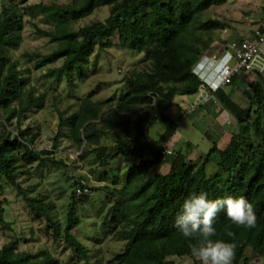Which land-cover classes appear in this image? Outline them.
Returning <instances> with one entry per match:
<instances>
[{
  "label": "trees",
  "instance_id": "1",
  "mask_svg": "<svg viewBox=\"0 0 264 264\" xmlns=\"http://www.w3.org/2000/svg\"><path fill=\"white\" fill-rule=\"evenodd\" d=\"M225 1L53 0L26 6L55 22L53 31L39 32L50 36L57 47L49 54H30L40 58L37 69L62 60L60 66L48 69L47 77L71 78L73 70L78 65L83 67L97 47L104 50L114 46L113 38L120 48L144 55L145 67L129 73L127 92L117 101H94L90 95L81 97L77 112L60 117L58 133L69 125L76 144L82 147V157L93 153L94 162L103 167L120 157L133 161L120 188L106 185L95 188L107 191L108 198L116 197L107 215V227L126 240L124 249L106 264H181L175 258L193 257L190 245L196 240L182 236L175 227V218L181 213L184 200L200 192L207 193L209 200L244 196L253 205L257 216L255 228L233 224L222 210L214 221L217 235L213 239L236 244L233 264L248 263L250 250L264 264V93L258 83L254 84L253 94L243 91L251 100L247 107L222 88L214 93L223 107L246 125L240 138L234 134L223 149L213 142L209 151L196 161L182 150L177 151L168 172L149 173L153 166L164 162L166 144L177 129L165 108L176 95L199 91L202 82L193 72L194 65L211 48L214 31L230 26L225 20L202 16L211 6ZM18 4L17 0H9L0 13V195L4 180L14 186L35 217L46 219V232L55 240L63 237L73 251L72 263L77 264L88 261L90 252L75 234L81 218L73 205L61 234L59 222L51 215L52 203L29 196L17 180L23 167L36 162L60 163L54 158L57 139L52 149L36 150L32 145L40 134L32 127L21 126L29 112L44 107L45 97L36 93L30 76L12 56V51L23 42L24 18ZM104 6L109 13L103 21L74 28L77 21ZM253 104L257 108L252 120ZM14 119L16 132L7 130L2 123ZM156 121L163 122L166 128L158 141H152L148 128ZM113 129L120 130L124 139L111 146L102 145L101 140ZM213 159L217 169L208 175L207 165ZM81 181L73 183L74 189ZM73 193L74 204L77 195ZM2 202L0 199V222L5 225ZM229 232L233 235L229 236ZM19 242L20 238L15 237L0 248V264H63L47 249L39 253L20 251ZM194 264L202 262L196 259Z\"/></svg>",
  "mask_w": 264,
  "mask_h": 264
},
{
  "label": "rangeland",
  "instance_id": "2",
  "mask_svg": "<svg viewBox=\"0 0 264 264\" xmlns=\"http://www.w3.org/2000/svg\"><path fill=\"white\" fill-rule=\"evenodd\" d=\"M23 13L24 30L23 42L17 50L12 51L14 60H17L23 72L30 76L32 85L36 88L37 94H44L45 105L41 109H33L28 116L22 120L23 128L32 127L40 136L32 148L36 150L52 149L55 140L57 147L54 158L60 161L59 164L51 162H36L28 167H23V173L19 174L17 180L21 186L27 190L29 196L42 199L52 203V217L60 224V232L66 225L67 215L73 205L77 215L81 218L79 226L75 229L78 239L85 244L90 252L88 261L77 264H106L113 259L124 247L126 240L112 234L107 227L109 209L115 203L116 197L108 198L107 191L97 190V187L108 186L109 188L122 186L123 178L128 170V165L132 159L120 157L111 161L108 166L103 167L99 162H94V154L90 153L82 157V147L76 144L71 127L64 126L60 133V117H67L77 112L81 97L89 96L94 101H106L113 99L117 101L127 92L126 77L133 70H142L145 67L143 53H136L129 49H122L116 44L118 41L113 38L114 46L101 50L96 48L95 52L87 59L83 67L78 65L71 78L67 76L61 79L47 77L49 68L58 67L62 60H57L47 66L37 69L36 64L40 59L30 54H49L57 47V43L50 36L41 34L39 30L53 31L55 22L48 20L38 10L27 9V5L40 2L51 3L53 0H17ZM66 2V0H60ZM227 1V0H226ZM224 2L213 5L206 10L202 18L209 17L225 20L229 27L214 31L211 48L205 54H216L217 51L227 43L232 41L235 35H240L241 30L249 29L245 25L239 6L234 2ZM9 0H0V13L4 4L8 6ZM236 8V9H235ZM109 8L104 6L98 8L88 17L82 18L74 24L78 29L82 26H89L94 22L103 21L109 13ZM246 31H244L245 33ZM83 72V74L81 73ZM260 91L264 93V74L257 75ZM250 84L251 94L255 91V84ZM239 91V88H238ZM242 93V92H241ZM194 96V95H192ZM240 100L235 97L240 105L247 107L251 104L248 95L242 93ZM189 98L181 101L176 97L174 108L169 115L177 124L176 145H169V151L180 150L186 152L185 140H190L197 148L196 152L205 154L209 151L211 140L206 133L213 131L209 125L213 123L210 119L208 123H193L192 116L185 106L189 105ZM181 103H184L182 105ZM257 104L252 105V120L256 116ZM190 109V107H189ZM231 115V113L229 112ZM264 115V114H263ZM16 119L12 122L2 120L7 130L16 132ZM264 122V116H263ZM216 126V125H214ZM237 124L236 135L240 138L243 127ZM166 125L161 121H156L148 128V137L152 141H158L164 133ZM2 129V128H1ZM252 128L250 127V132ZM124 139L123 133L118 129L108 132V135L101 140L102 145H114ZM86 144L84 141L83 146ZM171 148V149H170ZM170 156L168 155L163 163L153 166L149 173L164 172L169 169ZM215 159L210 163L209 172H215ZM215 168V169H214ZM214 169V170H213ZM213 170V172H212ZM83 180L92 187V192L85 196H77L73 204V183ZM3 192L0 199L5 209L4 219L6 224L0 222V248L15 237L20 238L19 250L39 253L40 250H50L56 258L63 264H73L71 257L73 251L67 247L63 237L55 240L51 234L45 230L46 219H37L27 205L23 197L11 184L3 181ZM84 199V202L80 200ZM52 231V228H51ZM181 264H194L196 259L190 256L175 258ZM75 264V263H74Z\"/></svg>",
  "mask_w": 264,
  "mask_h": 264
},
{
  "label": "clouds",
  "instance_id": "3",
  "mask_svg": "<svg viewBox=\"0 0 264 264\" xmlns=\"http://www.w3.org/2000/svg\"><path fill=\"white\" fill-rule=\"evenodd\" d=\"M222 210L235 225L247 229L257 226L253 205L244 196L209 200L205 192L190 194L182 204L181 213L175 218V227L182 236L196 240L190 245L191 255L202 264H233L236 244L213 239L217 235L214 221ZM228 235L232 236L233 233L229 232Z\"/></svg>",
  "mask_w": 264,
  "mask_h": 264
},
{
  "label": "crops",
  "instance_id": "4",
  "mask_svg": "<svg viewBox=\"0 0 264 264\" xmlns=\"http://www.w3.org/2000/svg\"><path fill=\"white\" fill-rule=\"evenodd\" d=\"M227 1L234 2V4L236 3L239 6L237 10L239 9V12L242 15H245V17L243 18V21L241 22H243L245 25H248L249 27L248 30L247 28L244 30L246 31L245 33L243 30H241L242 31L241 34L235 35L233 40L241 39L244 37L252 38L254 27L257 26L259 22L264 21V0H227ZM263 51H264V47H263ZM252 80H253L252 76L243 73L237 76L233 84L226 85L222 89L226 93H229L234 100H236L235 97L239 98L240 100V98H242L241 94L243 93V91L249 89L250 84L253 83ZM254 82L258 83L257 76L255 77ZM238 88H239V91H238ZM192 95H176L173 101L167 105L164 112L172 119L169 113L174 108V105L172 104L176 103L175 98L179 97L181 101H185L188 99V96H191L188 102L189 105H186L184 109L185 110L187 109L188 113L192 116L193 123L195 122L194 124L196 123L206 124L208 123V121H210V119H213V123L209 125V128L212 127L213 131L211 133H206V136L209 137V139L212 141L210 146L212 147L213 142H216L219 148L221 149L225 148L231 141L233 135L236 133L235 131L237 128V124L239 122L236 120V118L232 114L231 115L229 114V112L223 107V105L219 102V100L216 97L209 98L206 102L201 104V102L199 101L200 94L196 93ZM196 103H197V108L193 112H189V107L192 104H196ZM181 104L184 105V103H181ZM176 135L177 133L175 132L173 136L171 137V139L167 142L166 147L168 151H169L168 149L169 145L173 146V144L174 145L177 144L174 141V139L176 138ZM184 143L187 147L186 149L187 151L184 152L181 148L180 150H182L188 156L189 159L196 161L200 158V156L204 155V154L201 155L200 152H196L197 148L193 145V143L189 139L185 140ZM180 150H172L173 152H166V157L168 155L170 156V162L168 165L169 168H170V163H171V160L175 152L180 151ZM214 158L216 159V157ZM212 161L210 163H212ZM210 163L207 165L208 175L213 174L209 172ZM215 168L217 169V163H216ZM168 171L169 169L164 172H168ZM248 254L251 257V259L246 264H263V259L257 258L251 250L248 252Z\"/></svg>",
  "mask_w": 264,
  "mask_h": 264
},
{
  "label": "built area",
  "instance_id": "5",
  "mask_svg": "<svg viewBox=\"0 0 264 264\" xmlns=\"http://www.w3.org/2000/svg\"><path fill=\"white\" fill-rule=\"evenodd\" d=\"M264 21L253 29L252 38L232 40L216 54H205L194 65L193 72L200 78V102L203 104L209 98L215 97L219 89L230 85L233 78L240 74L255 77L264 74ZM251 82V83H252ZM197 108V103L190 106L189 112ZM170 152V151H166ZM77 196L88 195L92 192L91 186L83 180L74 189Z\"/></svg>",
  "mask_w": 264,
  "mask_h": 264
}]
</instances>
